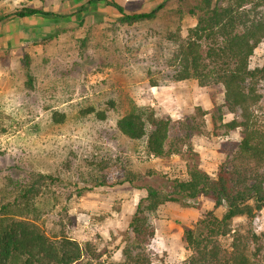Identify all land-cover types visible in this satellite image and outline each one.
Instances as JSON below:
<instances>
[{
    "label": "rangeland",
    "instance_id": "1",
    "mask_svg": "<svg viewBox=\"0 0 264 264\" xmlns=\"http://www.w3.org/2000/svg\"><path fill=\"white\" fill-rule=\"evenodd\" d=\"M116 1L128 13L161 2L164 7L153 20L127 26L103 0H0L5 16L0 22V186L8 179L32 184L38 191L33 221L50 238L64 235L91 243L98 254L95 264L121 259L129 220L146 194L144 185L169 191L172 180L186 178L190 153L215 178L241 139L239 130L220 127L233 117L217 109L223 103L221 85L175 78L178 46L196 23L188 10L203 0ZM25 5L50 11L51 18L14 16ZM245 7L250 17L264 9ZM263 64L264 41L250 57L251 66ZM261 87L256 115L264 126V81ZM132 103L150 107L157 117L192 124L195 131L184 140L189 145L180 143L181 154L151 156L144 140L129 139L116 128ZM211 112L217 118L222 114L217 128ZM55 113L64 119L56 122ZM208 211L220 218L225 206L214 207L204 196L161 205L146 246L151 264L188 259L183 230ZM231 228L256 236L245 253L252 264H264V207L253 218L235 217ZM233 231L218 239L227 251Z\"/></svg>",
    "mask_w": 264,
    "mask_h": 264
},
{
    "label": "trees",
    "instance_id": "2",
    "mask_svg": "<svg viewBox=\"0 0 264 264\" xmlns=\"http://www.w3.org/2000/svg\"><path fill=\"white\" fill-rule=\"evenodd\" d=\"M103 1L117 11L118 22L127 26L153 20L164 7L161 2L148 11L128 13L116 0ZM225 1L226 5H221L218 0H203L188 10L196 23L178 46L175 78L194 77L201 86H222L223 103L217 109L233 117L220 127L225 132L239 130L238 148L219 166L215 178L200 167L198 156L190 153L186 178L172 180L169 191L144 185L146 194L138 200L129 220L130 233L125 236L121 259L106 264H151L146 246L154 237L159 207L167 202L187 204L199 196L211 199L214 207L225 206V211L220 218L208 211L194 227L184 228V240L191 254L182 264H252L245 251L248 241L256 240V236L236 232L231 222L235 217L253 218L264 207V126L256 115L263 97L264 64L250 65L254 49L264 41V9L250 17L245 7L252 4L264 8V0ZM50 15V11L33 5L14 12L18 18H51ZM4 17L0 15V22ZM22 62L31 87L29 55L25 54ZM53 118L61 122L64 115L55 113ZM210 118L217 128L216 113L211 112ZM115 124L129 139L144 140L148 153L158 158L181 154L180 143L189 145L184 140L196 128L184 120L157 117L150 107L135 103ZM12 182L8 179V184L0 186V264H95L98 254L91 243L82 244L64 235H46L31 217L36 211L37 189L32 184ZM232 231L227 251L218 239Z\"/></svg>",
    "mask_w": 264,
    "mask_h": 264
},
{
    "label": "crops",
    "instance_id": "3",
    "mask_svg": "<svg viewBox=\"0 0 264 264\" xmlns=\"http://www.w3.org/2000/svg\"><path fill=\"white\" fill-rule=\"evenodd\" d=\"M29 17H31V16H29Z\"/></svg>",
    "mask_w": 264,
    "mask_h": 264
}]
</instances>
